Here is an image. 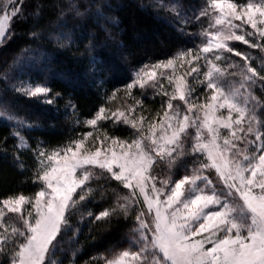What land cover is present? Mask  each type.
I'll return each instance as SVG.
<instances>
[{
    "label": "snow or ice",
    "instance_id": "snow-or-ice-1",
    "mask_svg": "<svg viewBox=\"0 0 264 264\" xmlns=\"http://www.w3.org/2000/svg\"><path fill=\"white\" fill-rule=\"evenodd\" d=\"M116 7L0 0V49L13 22L29 37L0 66V161L31 185L0 191V264H264V0H153L176 43L112 83L97 49L131 56ZM44 42L100 77L91 111L53 86ZM85 231L102 251L81 262Z\"/></svg>",
    "mask_w": 264,
    "mask_h": 264
},
{
    "label": "trees",
    "instance_id": "trees-1",
    "mask_svg": "<svg viewBox=\"0 0 264 264\" xmlns=\"http://www.w3.org/2000/svg\"><path fill=\"white\" fill-rule=\"evenodd\" d=\"M197 1L185 0L186 3L190 4H196ZM152 2L153 0H111L112 4L117 5L114 9V15L119 20V29H114V31L120 33L121 42L127 47L131 56L130 60L125 62L121 58V50L115 46L97 49L98 58L104 62L103 79L110 80L112 83L126 79L134 64L145 60L147 56L163 58L174 47L176 41L173 29L165 22V14L161 12L157 16L155 12L146 10L145 6ZM10 27L16 30V35L7 52L0 49V66L3 65L7 57L28 46V25L13 22ZM104 27L103 22L97 23V21L92 20L89 25V32L99 34L103 32ZM32 47H36V45H32ZM40 47L51 54L52 73L49 75L52 76L54 73L53 78L57 81L53 86L73 96L83 112L91 111L98 100L94 81H98L100 77H93L86 60L77 59L73 52L57 51L54 46L47 42L41 44ZM105 86L111 87V84ZM0 88H3V84H0ZM20 108L22 113H27L29 116L41 120H50L52 116L56 115V113L47 111L43 105H21ZM62 111L63 104H61V113ZM60 122H62V117ZM0 130H3L2 123H0ZM17 187L28 191L31 185L24 183L21 174L0 161V191ZM86 237L87 231L81 237L80 245H78L81 262L102 251V249L93 247L92 241L87 240Z\"/></svg>",
    "mask_w": 264,
    "mask_h": 264
},
{
    "label": "rangeland",
    "instance_id": "rangeland-1",
    "mask_svg": "<svg viewBox=\"0 0 264 264\" xmlns=\"http://www.w3.org/2000/svg\"><path fill=\"white\" fill-rule=\"evenodd\" d=\"M164 2H168V0H164ZM198 3H200V0H198L197 2H196V4H198ZM164 14V13H163ZM12 24V23H11ZM11 26V25H10ZM120 101H117L116 103H119Z\"/></svg>",
    "mask_w": 264,
    "mask_h": 264
}]
</instances>
